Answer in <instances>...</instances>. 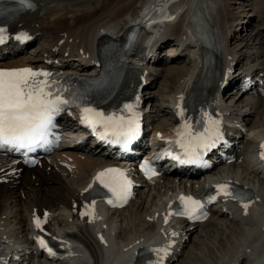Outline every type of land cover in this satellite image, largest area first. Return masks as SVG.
I'll list each match as a JSON object with an SVG mask.
<instances>
[{
    "label": "bare ground",
    "instance_id": "bare-ground-1",
    "mask_svg": "<svg viewBox=\"0 0 264 264\" xmlns=\"http://www.w3.org/2000/svg\"><path fill=\"white\" fill-rule=\"evenodd\" d=\"M242 1L238 12L244 13L250 9L255 12L258 22L254 33L260 36L259 46L252 52L254 55L252 58L264 65V0ZM33 2L35 8L20 13L13 24L14 29L26 28L38 33L43 41V48L40 50L42 54L49 53L55 56L56 52V54L68 52L72 60H79L82 74H88L97 69L94 64L96 51L98 52L97 45L105 37L104 32H108L115 42H120L133 24L139 25L142 32L144 26L151 25L150 22L146 23L144 15L140 13V7L146 4L143 12L147 11L148 14L154 9L161 12L169 0H33ZM212 2L217 4V0ZM228 3L219 7L215 14L214 24L215 31L219 33V43L215 44L214 48L204 49L203 56L196 59L193 56L194 50L190 45H186L182 51H189L191 60L186 65H172L165 71L166 77L176 74L177 78L173 87L174 92L166 99L167 102L170 103L178 93H183L186 97L192 94L194 98L200 100L201 106L204 105L215 91L219 74L222 72L224 74L226 62L228 66L232 62L238 65L243 59L241 56L246 55L239 51L252 37L249 35L246 38L239 37L237 34L241 33L231 31L235 19ZM177 4H181V8H186L185 14L176 18V21L165 17L162 25L154 29L157 34L163 30L165 32L153 42H146L147 49H144L142 42L138 40L133 46V51L140 54L142 62L145 63L147 60L148 63L145 64L149 68H152L150 66L153 62L149 63L152 59L160 60L155 56L157 55L155 50H159L165 44L175 46L178 42L181 43L179 36L185 31L184 25L187 32L199 26L195 22L192 24L191 19L196 17V21H200L202 18L199 14H204L201 0H180ZM191 11L194 12L193 15L190 14ZM223 33L224 41L221 39ZM182 39L181 45L194 42V39L188 40L187 36ZM234 42H238L236 46L239 48L230 46ZM151 52L154 53L153 56L149 54ZM169 52L172 55L175 49H170ZM176 58L179 56L173 59ZM36 60L38 58L16 56L0 62V66L27 64L35 66L36 63L33 62ZM253 66L248 65V68ZM143 67L147 69L145 65ZM152 72L147 74L148 79L153 75ZM138 73H141L139 61L128 64L122 73L121 86L130 90ZM240 97L241 95L234 103ZM169 115L172 116L171 113ZM240 117L241 115L236 116L235 119ZM262 123L264 124V121L253 120L251 134L249 132L244 140V147L247 146V149L238 151L234 162L220 166L192 181L176 180L171 175L161 176L151 182L137 180L135 184H139L140 187L137 188L135 199L122 210L104 212L106 208H102L103 213H100L96 221H87L78 214L84 208V198L92 188L95 175L106 165V158L97 159L92 154L77 150L79 148L64 147L53 154L56 162L64 164V166L59 164L62 169L60 171L47 160H42L41 164L31 168L7 161L0 163V180L8 179L7 183L0 184V256L10 254L11 248L17 244L32 241L30 236L32 226L34 219L38 217L46 221L44 227L47 230L56 229L58 232H64L66 236L80 241L89 251L87 255L78 247H73L64 253L69 258L55 257L49 259V264H117L121 257L126 259L125 264L132 263L137 248L154 244L163 245L156 239L158 238L156 228L159 227L163 216L162 206L170 207L174 203V198L182 193H193L198 196L217 188L218 185L228 184L247 188L253 202L248 204L247 209L242 205L230 206L225 211L222 208L217 209L203 223L170 219L165 224L168 225L171 238L164 242V245L166 249L171 248V253L165 260L170 262L178 259L185 255L184 253L187 254L188 249L191 250L188 253L191 261L198 257L202 258L200 264H264V179L261 166L256 160V148L264 145V128L259 129ZM164 124L165 122L158 123L155 130L166 131ZM236 132L233 139L237 136ZM68 176L74 177V180L68 179ZM23 192H26L25 200H21ZM209 226H212L213 233L221 234L222 243L216 246L211 240L208 247L201 250L204 246L201 245L202 242L209 235L206 234ZM100 233L108 237L109 247L115 249L114 258L107 256L103 261V251H108L109 247H105L102 237H99ZM162 245L159 246L160 249ZM181 259L180 262H183ZM23 264L47 263L39 257H32Z\"/></svg>",
    "mask_w": 264,
    "mask_h": 264
},
{
    "label": "snow or ice",
    "instance_id": "snow-or-ice-1",
    "mask_svg": "<svg viewBox=\"0 0 264 264\" xmlns=\"http://www.w3.org/2000/svg\"><path fill=\"white\" fill-rule=\"evenodd\" d=\"M17 2L25 8L33 7L31 0H17ZM3 38L4 29L0 28V41ZM86 99V95L71 92L51 78L50 73L46 71H33L31 68L0 69V149L33 151L47 145L48 138L56 127V116L69 106L81 107V122L94 132L98 126L102 129L98 135L100 140L127 149L139 132V115L135 111V105L125 104L122 112L105 114L94 107L82 104L81 102ZM179 137L176 142L183 149L185 158L173 156V159L180 160L181 163L201 164L203 154L221 139L218 121L208 117L202 132H193L190 122L186 121L184 131ZM261 148L264 149V145H261ZM261 156L264 158V152ZM148 164L149 162L145 161L141 165L142 170ZM152 175H155V172H152ZM95 179L118 200L126 201L130 195L131 181L119 169H106L98 173ZM89 187L91 188V185ZM217 193L232 199H240L231 191L228 184L218 185ZM209 199L214 200L215 196ZM109 203L112 201L109 200ZM179 203L182 207L177 215H184L190 219H199L206 215L203 212L204 204L191 196H181ZM243 207L247 209L248 204L245 202ZM91 214L90 209L81 213V215ZM167 222L168 216L165 217V223ZM34 223L38 229L42 228L40 218H35ZM41 244L43 245V241ZM154 251L166 254L168 249ZM162 260L161 256L158 264H162Z\"/></svg>",
    "mask_w": 264,
    "mask_h": 264
},
{
    "label": "rangeland",
    "instance_id": "rangeland-1",
    "mask_svg": "<svg viewBox=\"0 0 264 264\" xmlns=\"http://www.w3.org/2000/svg\"><path fill=\"white\" fill-rule=\"evenodd\" d=\"M241 2H243V1L242 0H227V1L226 0H219L220 5H218V7L224 5L225 3L230 4L229 5V9H231V11L233 12L234 19L236 20L234 22V25H233V29H235V30H239V27H241V25H245V24L239 23L240 20H242L244 18H247L248 19V16L247 15L253 14V12H251V11H248V12H245V13L238 12L239 11V6H240ZM218 7L215 8V11L218 9ZM215 14H216V12L210 14V16L211 17H214ZM245 16H247V17H245ZM256 27H257V25H256V22L254 21V17H253V19H251L250 23L247 24V26L245 25L244 28L246 30L241 29V31H238V33H241V34H237L239 37L246 38L248 35L252 37V39L249 41V43H247V45L244 47V49L242 48L243 50L241 49V51H239V52H242V53L246 52L247 53V51H253V50L258 49V47L256 48V46H259L258 43H259L260 36H256L255 33H254L256 31ZM263 34H264V32H263ZM222 36L224 38V35H222ZM238 42L231 43L230 46L231 47H234L235 49H237V48H239L238 46H236V44ZM42 45H43L42 44V40L39 39L35 43H33L32 45L29 46V49L27 50V52L28 51H31L32 52V50L40 49L42 47ZM170 49H175V47H171L170 45L165 46L163 48V50H161L160 54L163 55V56L168 55L169 54L168 52H169ZM188 59H189L188 57H184L179 62L166 63V64L159 63L158 64L160 66L159 67H156V68H157V71H158L157 73H159V76L157 77V79L153 83V85L148 88V90H149L148 94L149 95H153L154 94V96H155V99H152L151 100V102L153 104L161 105L163 108H164V106H166L168 104V102H167L166 99H168L169 96L172 94L173 87L176 84V82H175L176 80L175 79H177V78H176V74L172 75L171 77L170 76L169 77H166L165 71L167 70L168 67H171L172 65H175V64L176 65H183V64L186 65L188 63ZM164 77L166 78L167 81L165 80ZM168 86H170V87H168ZM165 88H166V90H165ZM160 89H162V90H160ZM232 101H233V99L231 97L225 96V99H224V102L225 103H228L229 104ZM237 104L239 106V107H237L239 110L241 109V110H244V111H247V112L250 113L247 116L248 119H246V125H247V127H250V125L253 122V120H256L257 119L259 122L260 121H264L263 120L264 119V99L259 100L255 105H253V104H246L245 102H242L239 99V100H237ZM161 119L164 120L165 122H169V115L168 114L167 115H164V116L161 117ZM263 128H264V124L262 123V125L259 126V129H263ZM72 131L73 132H76L75 129H73ZM21 196H22L21 200H25L26 199V192H23ZM206 228L208 229V227H206ZM212 229H213L212 226L211 227L209 226L208 232L206 233V234H209V235H208L207 239L204 240V242H202L201 245H204V246L201 247V250H205L208 247V245L211 243L210 242L211 240H213V242L215 243L216 246H218L219 244L222 243V241H221V238H222L221 237V234H215V233H213V230ZM223 243H224V241H223ZM193 245L194 244L192 243V246ZM201 250H200V252H203ZM190 251L191 250H188L187 249V254L184 253L186 256L185 255H182L173 264H177V263L178 264H181V263L182 264H198V263L200 264L202 262V258L201 257H198V258L194 259L196 261H194V260L191 261L190 256L188 254V253H190ZM196 251L197 250H195V252ZM181 258H183V260ZM180 259L183 262H180Z\"/></svg>",
    "mask_w": 264,
    "mask_h": 264
}]
</instances>
